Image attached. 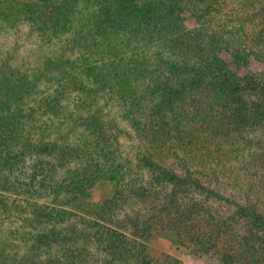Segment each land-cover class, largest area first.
Listing matches in <instances>:
<instances>
[{"label":"trees","instance_id":"16d2710c","mask_svg":"<svg viewBox=\"0 0 264 264\" xmlns=\"http://www.w3.org/2000/svg\"><path fill=\"white\" fill-rule=\"evenodd\" d=\"M157 229L264 264V0H0V264H181Z\"/></svg>","mask_w":264,"mask_h":264},{"label":"rangeland","instance_id":"374dc122","mask_svg":"<svg viewBox=\"0 0 264 264\" xmlns=\"http://www.w3.org/2000/svg\"><path fill=\"white\" fill-rule=\"evenodd\" d=\"M123 145L125 154L128 151L127 143L129 141L126 138H120ZM113 194V187L109 182L104 180L100 181L91 193V201L94 204H102L104 200L109 199ZM20 203V202H18ZM149 251L160 255L163 253H169L175 257L181 264H211V260H207L204 257H199L197 253H194L186 245H180L178 240L172 233L157 229L147 242Z\"/></svg>","mask_w":264,"mask_h":264}]
</instances>
